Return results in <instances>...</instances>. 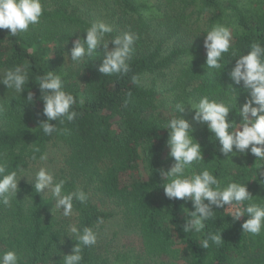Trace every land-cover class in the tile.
Segmentation results:
<instances>
[{
	"label": "trees",
	"instance_id": "16d2710c",
	"mask_svg": "<svg viewBox=\"0 0 264 264\" xmlns=\"http://www.w3.org/2000/svg\"><path fill=\"white\" fill-rule=\"evenodd\" d=\"M42 4L39 24L27 32L13 36L10 29L0 30V75L24 66L30 79L21 94L0 84V153L10 170L22 165L26 171L39 160L40 153L36 161L31 159L33 145L45 153L49 144H60L57 177L66 179L65 191L82 188L89 200L74 202L72 216L64 217L51 196L35 193L34 182L22 177L12 206L0 204V250L15 248L21 264H62L63 254H70L76 243L66 234L67 227L77 223L98 231L97 244L84 249L82 264H264V232L243 233L247 216L233 221L226 208H216L202 233H184L192 204L169 200L163 190L167 180L160 175L173 163L166 146L168 130L162 126L179 115L176 104L195 103L207 95L236 104L238 110L248 97L228 73L252 43L264 44V0H42ZM99 21L113 27L106 38L124 31L139 36L130 72L123 77L97 71L102 47L99 55L74 67L71 59H64L73 41ZM215 24L230 27L233 39L221 69L207 70L203 32ZM49 70L67 72L65 88L77 99L74 109L80 115L74 121L63 125L52 121L69 129L68 135L48 136L38 127L46 117L37 77ZM136 74L140 85L131 83ZM145 78L150 82L146 84ZM29 91L34 94L32 103L26 101ZM193 112L186 104L181 115L189 120L202 148L204 160L194 163V170L209 168L224 186L244 181L256 196L254 201L264 202V162L258 166L250 152L229 154L228 159L207 126L192 119ZM229 119L239 124L241 117L233 109ZM141 157L145 179L138 174ZM115 218L122 229L134 232L139 248L113 247L116 235L107 238L104 226ZM209 231L221 232L224 241L203 249L199 243Z\"/></svg>",
	"mask_w": 264,
	"mask_h": 264
},
{
	"label": "clouds",
	"instance_id": "9594fccd",
	"mask_svg": "<svg viewBox=\"0 0 264 264\" xmlns=\"http://www.w3.org/2000/svg\"><path fill=\"white\" fill-rule=\"evenodd\" d=\"M43 12L42 0H0V30L10 29L13 36L27 32L30 26L39 24ZM83 32L85 35L78 36L73 41L70 66L78 65L86 57H96L99 55L97 50L102 47L103 59L97 68L99 73L123 77L130 72V62L135 53L136 41L139 39L137 33L124 31L122 34L106 38L113 32V27L104 21L92 22ZM203 33H206L203 44L206 50L207 70H219L222 67L223 54L229 52L232 44V30L227 25L215 24ZM66 58L68 61V53H64V59ZM192 58L191 54V60ZM66 75L67 72L57 73L49 70L37 77L43 101L42 114L46 117L45 120L39 121L38 127L48 136L53 133L69 134V129L58 128L57 123L52 121L63 125L65 121L72 122L80 115L74 109L76 97L65 88ZM228 75L235 85L242 84L248 92V97L238 110L236 104L225 102L223 99L209 98L207 95L200 97L195 103L186 104H190L194 110L192 119L205 124L211 136H214V141H219V151L222 154L231 159V155L250 152L259 166L264 162V44L259 41L252 43L247 54L235 59V64ZM29 81V74L24 66L5 69L0 75V84L5 85L7 90H14L19 94L24 91ZM131 83L140 85L141 77L138 74L132 75ZM131 95L129 92L128 96ZM26 101L27 103L34 101L32 91L28 92ZM80 103H83V100ZM186 104L183 102L176 104L179 115L171 116L162 126L168 130L166 146L173 163L170 168L160 170L163 181L167 180L163 185L164 195L169 200L190 201L192 204V210L186 212L183 232L202 233L206 227L205 222L214 217V209H225L227 205V208H232L228 216H231L233 221H239L242 216H247L241 225L243 233L260 235L264 232V202L254 201L253 198L256 196L251 194L244 181H229L224 186L209 168L205 167L199 172L194 170V163L203 161L204 158L201 145L192 134L193 129L189 120L181 115ZM233 109L241 117L239 124L236 122L234 124V120L229 119ZM37 153H40L38 157L40 161L47 160V153L41 152L38 145H33L31 156L33 161L37 160ZM25 168L20 165L10 170L8 160L0 153V204L3 206H12V201L19 191V182L25 176L29 183L34 181L35 193L51 192L55 200L54 207L62 209L64 217L72 216L74 202L87 204L88 193L82 188L65 191L66 179L58 178L55 171L47 166H40L31 179L25 173ZM261 183L264 184V181ZM98 223H103L102 218H98ZM66 234L76 243L70 254H63L62 264H82L84 249L97 244V229L70 223ZM223 241L221 232L209 231L199 244L203 249H208L211 245L219 247ZM0 264H21V256L15 248L0 250Z\"/></svg>",
	"mask_w": 264,
	"mask_h": 264
},
{
	"label": "rangeland",
	"instance_id": "374dc122",
	"mask_svg": "<svg viewBox=\"0 0 264 264\" xmlns=\"http://www.w3.org/2000/svg\"><path fill=\"white\" fill-rule=\"evenodd\" d=\"M68 59H70V54H69ZM144 82L147 84L148 82H150V80L148 78H145ZM62 150H63V148L60 144H49L47 149H46V152H45V153H47V156H48L47 160H45V161L37 160L28 169H26L25 173L28 175L29 179H31L34 176L35 171L42 165L47 166L48 168L55 171V173H56L59 166H60L59 165V159H60V155L62 153ZM138 170H139L138 174H139L140 178L145 179L147 177V170H146V166H145L143 157H141V159L139 160V169ZM23 178L28 180V178L26 176ZM45 191H47V190L45 189ZM44 195L51 196V192L50 191L46 192V193H44ZM53 202L55 205L54 199H53ZM234 207H235V205H233V208ZM240 207H241V205H240ZM231 210H232V208H227V206H226L227 212H230ZM104 234L107 236V238L116 235L115 240L113 241V244H114L113 247L114 248H118L120 250L121 249L122 250H129L132 248L133 249L139 248L138 239L136 238L134 232L131 230H127V229H122V225L119 223V221L116 218L105 224Z\"/></svg>",
	"mask_w": 264,
	"mask_h": 264
}]
</instances>
